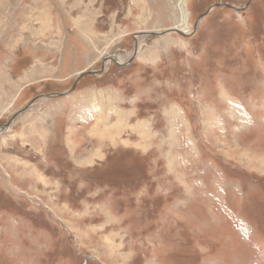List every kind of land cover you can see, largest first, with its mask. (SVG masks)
<instances>
[{
	"label": "rangeland",
	"instance_id": "1",
	"mask_svg": "<svg viewBox=\"0 0 264 264\" xmlns=\"http://www.w3.org/2000/svg\"><path fill=\"white\" fill-rule=\"evenodd\" d=\"M140 2L0 0V264H264V0Z\"/></svg>",
	"mask_w": 264,
	"mask_h": 264
},
{
	"label": "crops",
	"instance_id": "2",
	"mask_svg": "<svg viewBox=\"0 0 264 264\" xmlns=\"http://www.w3.org/2000/svg\"><path fill=\"white\" fill-rule=\"evenodd\" d=\"M136 1L141 3L140 0H136ZM96 2H97V0H95V2L93 0H61V5L64 7V9H66V10L68 9L70 11L73 10V11H71V13L74 12L75 10L76 11L79 10L77 12V14L76 13L75 14L69 13L68 16L72 20L71 21L72 25L78 27L79 33H81L82 35L85 34L86 32H88V31H86V28H87L86 19L96 18L99 16V14L97 15V12H94L91 9H89V8H96L97 9L98 7H95ZM39 3H41V6L37 5L38 7H36V12H35V18H36V21L38 23V27H37L38 32L35 35L43 36L44 38L46 36H54V34L58 35L59 30L56 31L57 27L54 25V23H55L54 18L55 17L53 15H51V17H50V12H48V10H47V13L46 12L44 13L43 9H45V8H43V6H42L43 2L39 1L38 4ZM87 5H89L90 7H87ZM101 11H102V9L100 10V13H101ZM141 11H142V14L140 17L144 18L146 11L143 9ZM51 12H53V11L51 10ZM88 33H90V32H88ZM54 45H55L54 43H51L48 45V47L43 46L42 48L45 50H49ZM35 59H34L35 60L34 64L32 66L28 67L27 70L23 71V73L20 76V79L17 80L19 83H23L24 85H26V84L31 83L37 76H40L42 74L43 75L51 74V73L56 72L55 68L54 69H52V67L46 68L45 65L42 64L44 61V55L38 54L37 58H35ZM39 62H41V63L39 64ZM94 95L99 96V97H95L94 99L97 100L98 98H100L99 94H94ZM87 102L89 103V100ZM99 103H101V104L103 103V105H104V102L100 101ZM85 104H87V103L85 102ZM104 107H105V105H104ZM119 121H120V119H119ZM108 131H109V129H108ZM93 155L97 156V153L95 152Z\"/></svg>",
	"mask_w": 264,
	"mask_h": 264
},
{
	"label": "bare ground",
	"instance_id": "3",
	"mask_svg": "<svg viewBox=\"0 0 264 264\" xmlns=\"http://www.w3.org/2000/svg\"><path fill=\"white\" fill-rule=\"evenodd\" d=\"M180 2L182 3V0H180ZM182 6L184 7L182 10L183 11V19L182 20H183V23L186 25L187 21L189 20L188 13H187V10L185 9V5L183 3H182Z\"/></svg>",
	"mask_w": 264,
	"mask_h": 264
},
{
	"label": "water",
	"instance_id": "4",
	"mask_svg": "<svg viewBox=\"0 0 264 264\" xmlns=\"http://www.w3.org/2000/svg\"><path fill=\"white\" fill-rule=\"evenodd\" d=\"M174 31L180 33V34H184L182 31H180L179 29H175Z\"/></svg>",
	"mask_w": 264,
	"mask_h": 264
}]
</instances>
